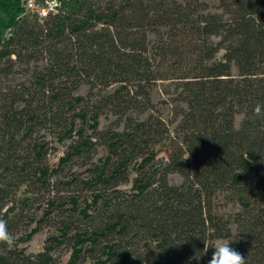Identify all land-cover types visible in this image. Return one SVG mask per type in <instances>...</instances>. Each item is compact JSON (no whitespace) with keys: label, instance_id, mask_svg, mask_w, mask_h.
<instances>
[{"label":"trees","instance_id":"obj_1","mask_svg":"<svg viewBox=\"0 0 264 264\" xmlns=\"http://www.w3.org/2000/svg\"><path fill=\"white\" fill-rule=\"evenodd\" d=\"M62 4L0 0V264H264V0Z\"/></svg>","mask_w":264,"mask_h":264},{"label":"rangeland","instance_id":"obj_2","mask_svg":"<svg viewBox=\"0 0 264 264\" xmlns=\"http://www.w3.org/2000/svg\"><path fill=\"white\" fill-rule=\"evenodd\" d=\"M222 53H223V51L220 53V55ZM17 70L19 71V69H17ZM19 76H20V74H15V75H13L12 78H18ZM165 84H167V83H158V85L155 86L153 94H152L155 103H157L158 100H161L162 98H164V96H167V95L163 94V91L165 89H167V90L169 89V88H167L168 86L165 85ZM86 92H87V88L84 87L83 88V93H86ZM159 107H160L161 114H163V116L165 118H169V116H170L169 107L168 106H159ZM241 118H242V116H237V120H236L237 125H239V123L241 121ZM111 119L113 120V117ZM111 119L108 120L107 118L102 117L101 118V123H100L101 127L104 128L106 125L110 124V121H112ZM122 128H123V125L121 126V129ZM49 139H50V137H49ZM54 146L56 147L57 150H56V152H54V153H52L50 155V158H51L52 162L56 161V158L59 156V154L66 149L67 144L66 145H60L58 143H54ZM105 154H106L105 147L104 146H100L98 148V152H97V155H96L95 159L97 160L98 158L104 156ZM160 156L162 158H166V153L164 151H162L160 153ZM171 178H172L173 182L179 183L181 181V178L179 176H177V175H174ZM219 200H220L219 201L220 208L222 210H229L230 211V210H234V209L237 208V206H235L232 202L227 203L224 199H219ZM31 227H29L28 229H22L21 233H19L16 237H20L21 234L25 233V231L26 232H30L31 229L33 228V227L32 228ZM48 230L49 229H47V228H43V229L38 230L37 232H35L32 235L31 239H29L27 241L20 242L19 246L20 247H24L26 249L27 253H30V254L38 253V251L42 250L45 247V241H46V238H47V234L49 232ZM237 238H238V236H237V233H236V229H235V226H233V235H232V237L229 238V239L217 240L216 243H227L228 241H230L229 245H231V243L235 242L237 240ZM69 253L70 252L68 250H66V251L64 250V251H62V253H60V252L56 253V256L59 257V260H60L61 264H64L65 262H67L68 257H69Z\"/></svg>","mask_w":264,"mask_h":264},{"label":"clouds","instance_id":"obj_3","mask_svg":"<svg viewBox=\"0 0 264 264\" xmlns=\"http://www.w3.org/2000/svg\"><path fill=\"white\" fill-rule=\"evenodd\" d=\"M2 234V228H0ZM7 239L6 236L3 237ZM227 243L209 244L208 247L214 248L208 264H245L244 258ZM208 247L205 249L207 251Z\"/></svg>","mask_w":264,"mask_h":264},{"label":"built area","instance_id":"obj_4","mask_svg":"<svg viewBox=\"0 0 264 264\" xmlns=\"http://www.w3.org/2000/svg\"><path fill=\"white\" fill-rule=\"evenodd\" d=\"M23 15H34L44 19L58 13L62 8V0H22ZM9 36V35H8Z\"/></svg>","mask_w":264,"mask_h":264}]
</instances>
